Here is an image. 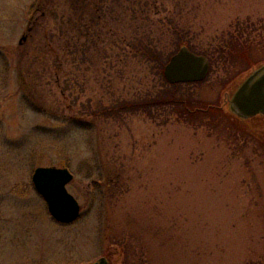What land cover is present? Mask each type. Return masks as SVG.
I'll return each instance as SVG.
<instances>
[{
  "label": "rangeland",
  "instance_id": "obj_1",
  "mask_svg": "<svg viewBox=\"0 0 264 264\" xmlns=\"http://www.w3.org/2000/svg\"><path fill=\"white\" fill-rule=\"evenodd\" d=\"M176 41L210 60L183 96L222 115L114 116L159 91L137 47ZM263 62L264 0H0V264H264V131L226 104ZM39 167L72 174L75 222Z\"/></svg>",
  "mask_w": 264,
  "mask_h": 264
},
{
  "label": "water",
  "instance_id": "obj_2",
  "mask_svg": "<svg viewBox=\"0 0 264 264\" xmlns=\"http://www.w3.org/2000/svg\"><path fill=\"white\" fill-rule=\"evenodd\" d=\"M209 68L205 56L182 46L166 64L163 75L170 84L197 83L206 78ZM226 104L230 115L240 122L264 113V62L250 70ZM72 179L66 168L39 167L32 175L33 186L43 198L50 216L63 224L76 221L80 214L78 202L66 189ZM91 264H109V261L102 256Z\"/></svg>",
  "mask_w": 264,
  "mask_h": 264
},
{
  "label": "trees",
  "instance_id": "obj_3",
  "mask_svg": "<svg viewBox=\"0 0 264 264\" xmlns=\"http://www.w3.org/2000/svg\"><path fill=\"white\" fill-rule=\"evenodd\" d=\"M178 42L176 41V46L178 45ZM186 46L191 51L195 52L189 45H186ZM156 50L155 48H152L150 46L137 47V51L138 53H140L143 60L153 65V68H154L153 70L155 71V74L157 75V77H159V80L161 82L159 91H157L156 94H154L153 96H150V98H143V99L139 98V99H134V100H122L119 102H115L114 104H117V105L115 107L110 108V109H113L112 113L114 116L120 113L117 111L119 107L120 108L122 107L121 110H124L129 113H132V111H135V109L143 111L144 113H148L152 121H156L158 118H163V117L165 120H167L168 117H170V115L179 116L183 120H185L187 117L188 118L190 117L189 119L193 117H196V118L203 117V116L207 117V115L205 114L209 110L212 113L218 112L222 115V112L219 110H217L216 112L215 110H211V109L203 111L204 109L203 110H201L202 108L199 109L197 106L191 104L188 98H185L183 96L184 92H182V88L186 86H191L194 84H173V85L168 84L163 76V69L166 63L168 62L169 58L174 53L172 51L163 56L161 52H157ZM177 50H178V46H177ZM203 55L205 54L203 53ZM107 111H109V109H107ZM155 117L157 118L155 119ZM71 123H74V125L77 126L76 123H79V121L78 122L71 121ZM88 127L89 126L86 125L85 123L81 128L86 129Z\"/></svg>",
  "mask_w": 264,
  "mask_h": 264
},
{
  "label": "flooded vegetation",
  "instance_id": "obj_4",
  "mask_svg": "<svg viewBox=\"0 0 264 264\" xmlns=\"http://www.w3.org/2000/svg\"><path fill=\"white\" fill-rule=\"evenodd\" d=\"M229 43H234V41H230ZM231 47H232V50L237 51V49H236V47H235L234 45H231ZM238 50H239V49H238ZM240 52H241V54H243L244 56H246L247 54H248V55L250 54V52H249V48H248V50H246V49L244 48V52H243V47H242V48H240ZM230 57H231V58H234V57H235V54H233V53L230 54ZM246 122H248L249 124H250V123H256V125L253 124V127H252V128H256V127H258L259 130H260L261 132L264 131V113H262V114H258V115H256L255 117H253V118H251V119H249V120H247V121H245V122H243V123H246ZM254 126H256V127H254ZM243 130L248 131V133H249V131L251 132V130L248 129V128H245V129H243ZM254 133L257 134L255 131H254ZM249 134L251 135V133H249ZM261 138H263V137H261ZM263 140H264V139H263Z\"/></svg>",
  "mask_w": 264,
  "mask_h": 264
}]
</instances>
